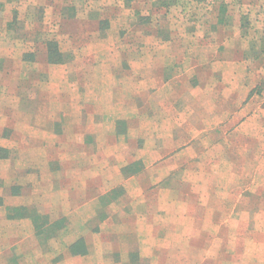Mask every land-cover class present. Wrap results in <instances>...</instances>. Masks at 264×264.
I'll list each match as a JSON object with an SVG mask.
<instances>
[{
	"label": "rangeland",
	"instance_id": "1",
	"mask_svg": "<svg viewBox=\"0 0 264 264\" xmlns=\"http://www.w3.org/2000/svg\"><path fill=\"white\" fill-rule=\"evenodd\" d=\"M51 41L59 62L48 60ZM152 60L173 74L156 80ZM87 105L90 114L78 115L91 126L84 141L64 148L88 158L79 170L92 174L97 186L92 218L115 216L128 203L125 175L142 167L147 196L164 186L177 192L200 186L208 203L219 188L222 215L230 212L224 207L234 209L230 223L221 225L222 236L203 241V249L220 244L221 257L204 260L200 249L186 264H264V0H134L128 7L122 0H0V146L11 166L23 165L25 150L57 153L53 138L63 128L71 132L70 108ZM26 123L33 127L29 132ZM30 134L34 140H27ZM170 138L176 142L169 144ZM149 150L157 152L148 156ZM0 167L1 193L9 185L21 187L13 179L6 186L9 172ZM43 195L55 216L56 201ZM168 196L175 200V193ZM112 197L114 207L103 206ZM66 228L83 233L78 248L94 254L90 264H148L136 256L130 234L121 235V256H105L113 251L99 243L101 226ZM16 241L0 239L6 246L0 264H34L20 252L26 243ZM64 242H48L47 264H57L52 249L63 251Z\"/></svg>",
	"mask_w": 264,
	"mask_h": 264
},
{
	"label": "crops",
	"instance_id": "2",
	"mask_svg": "<svg viewBox=\"0 0 264 264\" xmlns=\"http://www.w3.org/2000/svg\"><path fill=\"white\" fill-rule=\"evenodd\" d=\"M123 3L125 5L124 1ZM71 59H68L66 62ZM153 62L154 60L151 61V66L155 73L153 72L152 75L156 80H167L169 75L173 74L171 69L163 67L165 65L164 62L160 60L156 64H153ZM79 63L86 65L82 61ZM86 71L81 74H84V78L88 79L90 72L88 69ZM89 93L90 91L86 92V94ZM84 106H80L79 108L78 106L76 108L73 106V108H70V111L74 113L73 116H70L69 121V130L71 132H67L64 128L61 129V132H56L57 136L53 138V142L55 141L59 145V149L54 155L44 153L42 156H33L31 149L25 150L26 154L23 153L24 156L20 155L23 165L17 168L13 164L14 161L11 166L9 156L0 159V165H5L4 170L9 172L5 178V185L7 186V183L10 182L8 180L13 179L17 185L21 186L14 191L10 188V185L4 188L6 190L5 194L8 195L5 197V200L2 197L5 194L0 192V197L2 198L0 201V239L5 242L11 237H14L17 239L16 243H26L25 248L20 252L26 251L30 262L32 261L34 264H47L51 261L47 257V247L48 242H51L55 238H57L60 244L66 241L65 239H69L67 242H64L63 251L62 248H58V245L53 246L54 249L52 251H57L56 255L60 258L57 264H77V262L79 264H90L91 262L89 261L94 255L91 251L88 250L77 254L69 252L70 245L78 239L83 238L81 236L83 233H76L77 229L70 231L66 227L69 226L70 228V226L77 224L81 226H101L100 236L105 237L100 239L99 243L104 244L105 242L109 249H111V252L113 251V253L107 251L104 254L105 256H121L122 253L119 250H123L122 247L124 246V243L121 245L120 242L121 235L130 234L135 238L136 256L148 258V264H186L188 263L189 257L194 258L199 254L200 249L203 250L204 260L210 258L215 259L218 255L221 257L220 244L212 250L203 249V241L206 240V235H212L215 238L216 234L222 236L219 234L221 225L227 222L230 223L233 214L234 209L227 206L224 209L229 210V214L227 216L222 215V206L220 208L215 200L216 195L217 197L221 196V190L219 188H213V193L210 194L213 195L214 200L208 203L205 202L207 190L200 186L188 189L182 188L178 192L172 186H164L158 188L152 195L147 196L148 193L140 184L139 175L143 169L141 167L132 174L125 175L127 177L124 179L125 184L123 185L127 187L126 193L129 196L128 203L123 207L118 206V212L115 216L107 212L103 217L92 218L93 211L91 209L92 207H97V201L94 203L95 197H92V191H96L97 189L95 187L97 186H93L94 184L91 183L94 179L92 174L88 173L87 170L81 171L84 166L82 162L88 158L84 154L76 153L75 151L67 153L66 148H64L66 145L80 146L84 141V133L89 131L91 127L89 124L80 121L81 117L78 118V115L81 116V113L90 114L91 108L88 105L83 108ZM74 108L77 110H74ZM112 111L117 110L112 108ZM233 113H237V108ZM25 129L29 132L33 127L29 123H26ZM25 136L27 140H31L32 138L34 140V136H31V134ZM25 136L23 135V137ZM156 141L157 145H160V140H155L154 143ZM167 141L169 144L176 142L173 138ZM157 145L155 146L156 149H158ZM153 152H157V150H149L147 153L148 156H152ZM174 156L175 154L170 155L169 162ZM169 169H173V167ZM145 170L148 172L147 168ZM106 181L107 178L101 180L100 184L104 186V182ZM99 187L101 186L99 185ZM107 190L101 192H107ZM172 192L176 195L173 201L168 196ZM44 193L48 194V198L53 199L52 202L56 201L54 209L57 210V214L55 212V216L52 215L51 211H47L49 208L45 204L48 203L50 207L52 206L49 202H43V199L45 200L43 198ZM62 194L64 197H62ZM114 203L116 201L112 197L104 201L103 206L109 208L111 205V207H114ZM138 207H143L145 211L143 213L138 211ZM22 208H26L27 210L33 208L38 214L47 216L48 224L57 223L61 227L57 229L58 225L54 229L55 232L47 236L44 232L36 229L29 216L18 215L17 212L15 215L13 209ZM67 209L71 211L69 212ZM90 212L92 213L90 214ZM84 213L85 215H83ZM69 214L71 216L74 214L73 220H71V217H68ZM60 221L63 225L68 226L65 228L63 226V229ZM195 225L196 227H194ZM109 229L111 230L109 231ZM212 230L213 233L211 232ZM126 241V245L129 246L130 240L126 239ZM85 242L87 246L89 243H92V241L87 240ZM191 246H193L192 250L190 248ZM5 247L1 246L0 249ZM10 247L12 249L14 246ZM116 249L119 252L114 253V251H117ZM128 254L131 256L133 253L130 254L128 252ZM96 256H99V254L96 253ZM100 256L102 257V254ZM204 260L202 261L201 259L197 263H205Z\"/></svg>",
	"mask_w": 264,
	"mask_h": 264
},
{
	"label": "trees",
	"instance_id": "3",
	"mask_svg": "<svg viewBox=\"0 0 264 264\" xmlns=\"http://www.w3.org/2000/svg\"><path fill=\"white\" fill-rule=\"evenodd\" d=\"M125 2V5H129L131 3V1L133 0H123ZM222 18L219 17V22H222ZM48 47V60L50 62H59L60 56L61 54L59 53L58 49H57V43L54 41H51L49 44H47ZM61 62V60H60ZM7 149L4 147L0 146V159L1 158H5L7 156ZM13 212L16 215V212L18 213V215H25V216H29L32 219V222L34 224V226L36 227L37 230H39L40 232H44V234H46L47 236L53 234V232H55V228L59 225L57 223L55 224H48V218L46 215H40L36 212L35 209H29L27 210L26 208H22V209H13ZM61 227L60 225L57 227V229ZM69 251L72 254H77V253H83L85 252V250H80V248H78V241L74 242L73 244L70 245L69 247Z\"/></svg>",
	"mask_w": 264,
	"mask_h": 264
}]
</instances>
